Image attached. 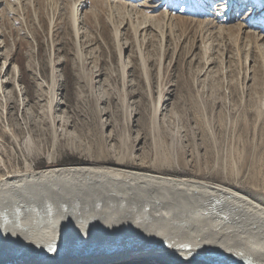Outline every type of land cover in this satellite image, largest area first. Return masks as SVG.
I'll use <instances>...</instances> for the list:
<instances>
[{"label":"rangeland","instance_id":"1","mask_svg":"<svg viewBox=\"0 0 264 264\" xmlns=\"http://www.w3.org/2000/svg\"><path fill=\"white\" fill-rule=\"evenodd\" d=\"M18 2L0 3L2 170L23 169L25 157L37 170L130 159L264 207V0ZM127 4L136 5L130 20ZM72 214L63 225H80ZM168 218L135 228L178 221ZM147 258L104 264H157Z\"/></svg>","mask_w":264,"mask_h":264},{"label":"bare ground","instance_id":"2","mask_svg":"<svg viewBox=\"0 0 264 264\" xmlns=\"http://www.w3.org/2000/svg\"><path fill=\"white\" fill-rule=\"evenodd\" d=\"M127 5L130 20L136 5ZM76 15L73 3V28L79 22ZM146 27L149 26L143 30ZM258 30L264 33L263 27ZM7 85L4 82L1 87ZM30 145L28 140L26 150H30ZM28 159L25 157L24 168L16 171L0 167V264H104L141 257H149L157 264H205L195 257L206 251L264 264V207L241 192L146 172L136 168L130 159L120 158L114 166H104L99 161L101 165L97 162L47 170L35 169L27 163ZM51 160L55 163V157ZM101 201L108 206V216L101 213ZM139 206L146 209L141 219ZM209 212L216 215L211 227H203L201 222ZM72 213L80 225H63L69 216L74 217ZM165 217L178 221L155 227L150 234L146 232L151 228L143 231L145 224L140 231L135 228L140 222L160 224V218ZM106 221L110 225L99 227ZM222 221L229 227H212ZM55 223L62 225L54 226ZM192 225L196 231L182 233L180 227L193 228ZM28 233L31 235L25 237ZM131 238L134 246L120 247L110 254L98 253L96 248L123 244L124 239ZM162 244L163 248H152ZM45 252L48 254L42 256Z\"/></svg>","mask_w":264,"mask_h":264},{"label":"water","instance_id":"3","mask_svg":"<svg viewBox=\"0 0 264 264\" xmlns=\"http://www.w3.org/2000/svg\"><path fill=\"white\" fill-rule=\"evenodd\" d=\"M123 244H119V245H99L96 246V248H98V253H103V254H110L113 253L117 250H119L120 247L122 248H129L134 246L133 242V238L131 239H124ZM120 243V241H118L116 244ZM164 245H159V246H153L152 248H163ZM46 254H48V252H45L44 254H42V256H45ZM196 260L203 262L205 264H251V263H247L246 261H242V260H236L234 258H228L225 256H222L219 253H215L212 251H206L205 253L201 254V256L195 257ZM254 264V263H253Z\"/></svg>","mask_w":264,"mask_h":264},{"label":"trees","instance_id":"4","mask_svg":"<svg viewBox=\"0 0 264 264\" xmlns=\"http://www.w3.org/2000/svg\"><path fill=\"white\" fill-rule=\"evenodd\" d=\"M74 164H76V162H74Z\"/></svg>","mask_w":264,"mask_h":264}]
</instances>
